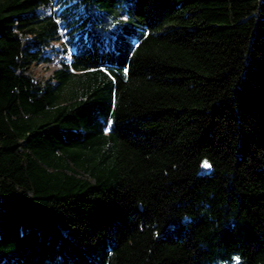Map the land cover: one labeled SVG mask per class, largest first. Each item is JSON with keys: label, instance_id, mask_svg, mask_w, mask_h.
I'll list each match as a JSON object with an SVG mask.
<instances>
[{"label": "trees", "instance_id": "1", "mask_svg": "<svg viewBox=\"0 0 264 264\" xmlns=\"http://www.w3.org/2000/svg\"><path fill=\"white\" fill-rule=\"evenodd\" d=\"M236 258L264 264V0H0V264Z\"/></svg>", "mask_w": 264, "mask_h": 264}, {"label": "rangeland", "instance_id": "2", "mask_svg": "<svg viewBox=\"0 0 264 264\" xmlns=\"http://www.w3.org/2000/svg\"><path fill=\"white\" fill-rule=\"evenodd\" d=\"M58 66H59V65L56 63V64H54L53 66L47 68V67L44 66L43 64H39V65H38V69H39L40 71H42V73H44L45 75H49V74H50V71L53 70V69H55V68H58Z\"/></svg>", "mask_w": 264, "mask_h": 264}, {"label": "snow or ice", "instance_id": "3", "mask_svg": "<svg viewBox=\"0 0 264 264\" xmlns=\"http://www.w3.org/2000/svg\"><path fill=\"white\" fill-rule=\"evenodd\" d=\"M126 73H127V69H125V74ZM109 124H111V122H109ZM106 131H107V129H106ZM201 167L203 169H211V164L207 160H205L202 162ZM236 260H237V264H239L238 258H236Z\"/></svg>", "mask_w": 264, "mask_h": 264}, {"label": "bare ground", "instance_id": "4", "mask_svg": "<svg viewBox=\"0 0 264 264\" xmlns=\"http://www.w3.org/2000/svg\"><path fill=\"white\" fill-rule=\"evenodd\" d=\"M41 63H43V62H41ZM45 64V63H44Z\"/></svg>", "mask_w": 264, "mask_h": 264}]
</instances>
